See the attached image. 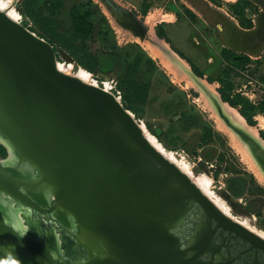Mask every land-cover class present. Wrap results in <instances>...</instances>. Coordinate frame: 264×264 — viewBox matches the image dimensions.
Returning <instances> with one entry per match:
<instances>
[{
    "label": "water",
    "instance_id": "1",
    "mask_svg": "<svg viewBox=\"0 0 264 264\" xmlns=\"http://www.w3.org/2000/svg\"><path fill=\"white\" fill-rule=\"evenodd\" d=\"M231 127L264 168V149ZM0 136L16 156L11 166L0 161V192L43 210L48 191L47 209L76 226L86 251L78 264H196L175 233L189 200L264 245L149 142L112 91L59 69L51 43L1 9ZM26 232L0 212V259L63 264V240Z\"/></svg>",
    "mask_w": 264,
    "mask_h": 264
},
{
    "label": "rangeland",
    "instance_id": "2",
    "mask_svg": "<svg viewBox=\"0 0 264 264\" xmlns=\"http://www.w3.org/2000/svg\"><path fill=\"white\" fill-rule=\"evenodd\" d=\"M8 2L23 25L48 39L59 64L72 65V73L85 69L107 86L167 153L186 161L197 177L210 179L213 196L233 216L264 233V182L209 104L211 91L217 92L264 140V39L233 29L237 19L256 28L264 12L259 0ZM159 39L171 65L181 64L210 94L188 86L186 77L177 81L151 55L148 47L160 45ZM7 154L0 143V157ZM233 170L252 175L238 192H233Z\"/></svg>",
    "mask_w": 264,
    "mask_h": 264
},
{
    "label": "flooded vegetation",
    "instance_id": "3",
    "mask_svg": "<svg viewBox=\"0 0 264 264\" xmlns=\"http://www.w3.org/2000/svg\"><path fill=\"white\" fill-rule=\"evenodd\" d=\"M259 1L264 5V0ZM260 14L262 16H260V20H257L258 24L255 29L251 23L241 26L238 19V22L233 24V29H236L238 33L242 31L255 32L258 37L257 40L262 42L264 39V12ZM246 60L245 62L249 64ZM255 141L261 146L257 140ZM261 148L263 147L261 146ZM205 161L207 160L205 159ZM234 168L236 167L233 166ZM217 169H221V166H218ZM251 172L254 175V172ZM250 180H252L251 174L233 170V192L240 191L249 184ZM44 198V200L39 201L43 210L30 207L29 212H27V218L24 221L26 220L25 222L29 225V232L24 234L32 237L34 235L35 238H41L44 241L53 238L55 243L57 239L60 242L63 240L67 247L69 242H72L75 247L71 251L67 250L66 246L63 249H58L56 244L57 257L62 260L63 264H78L79 261L83 260L86 251L76 242L75 224L72 221L62 222L56 217L54 212L47 209L48 204H50V196L45 194ZM248 203L249 201L244 202L245 205ZM187 205L188 210L183 223L175 227V233L180 237L181 249L185 250L184 258L196 257V264H264L263 244L236 228L232 223L216 218L197 201L189 200ZM234 217L231 216L232 219L240 222L241 219Z\"/></svg>",
    "mask_w": 264,
    "mask_h": 264
},
{
    "label": "bare ground",
    "instance_id": "4",
    "mask_svg": "<svg viewBox=\"0 0 264 264\" xmlns=\"http://www.w3.org/2000/svg\"><path fill=\"white\" fill-rule=\"evenodd\" d=\"M0 9L4 11L7 15L12 17L13 19L20 22L16 9L12 7V5L8 2V0H0ZM158 42L160 45H155V44L149 45L148 49L151 55L157 59H161L162 62H164L165 65L170 69V71L175 75L177 81L181 80V78L186 77V82L188 86L195 87L197 90L201 91L204 95L209 94L207 92V90L209 91L210 89L208 85L201 81H198L199 79L195 80L192 77L188 76V74L185 73V70L182 69L183 67L181 66V64L175 63L171 65V62L169 61L168 58V54L163 49L159 48L161 47V45H165V42L160 39L156 43ZM57 67L62 71L76 75L87 82L98 84L90 78V73L85 69H80L76 73H72L71 70L72 65L64 66L59 64L58 61H57ZM185 68L188 70V72L193 74L191 68L188 65H186ZM103 87L109 90L107 86H103ZM211 92H212L211 94L212 98L214 99L215 102L212 100L209 104L212 110L214 111V113L216 114L217 119H219L221 126L225 127L232 134V136L234 137V141L235 140L237 141V143L236 142L235 143L238 145V148L243 151L245 158L250 162V165L252 166L258 177L264 182L263 166L260 164L259 160L255 156L251 146L243 138H241L239 133L231 127V124L237 128H240L248 136H251L253 139L257 140V142H259V144L263 148H264V140L260 138L258 131L253 126H250L247 123L246 119L235 108L221 101V98L217 92L215 91L214 92L211 91ZM139 125L141 126L143 134L151 144H153L164 156H166L168 159H170L175 164H177L181 168V170L186 172L191 177V179H193L197 183V185L203 190V192H205L215 202V204L219 206V208H221L227 214L233 216L230 213L229 208L226 205H224L223 201H221L220 199H216L213 196V191L210 188V179L203 176L197 177L196 174H194V172L190 168L189 164L186 163V161L182 160L180 162L177 160L174 154L167 153L164 150V148L160 145L156 137L150 135L146 130V128L143 126V124L139 123ZM0 143L3 144L8 150V158L0 157V161L7 166H11L16 161V156L12 151V147L9 144V142L6 139H4L2 136H0ZM47 194L48 196H50V193L48 191ZM29 209H30L29 206H26L20 203L19 201L15 200L11 196H8L0 192V212L3 214L4 218L11 225H13L16 229L20 230L21 232H26L29 230V225L25 222L26 220L24 221V219L27 218L25 215L28 214L27 212H29ZM56 215L57 217L59 216L58 214ZM58 218L62 222H66L65 218L60 216ZM240 222L264 237V233H261L255 230L254 228H252L246 221L240 220Z\"/></svg>",
    "mask_w": 264,
    "mask_h": 264
},
{
    "label": "clouds",
    "instance_id": "5",
    "mask_svg": "<svg viewBox=\"0 0 264 264\" xmlns=\"http://www.w3.org/2000/svg\"><path fill=\"white\" fill-rule=\"evenodd\" d=\"M0 264H21V262L16 258L8 257L6 259H0Z\"/></svg>",
    "mask_w": 264,
    "mask_h": 264
},
{
    "label": "trees",
    "instance_id": "6",
    "mask_svg": "<svg viewBox=\"0 0 264 264\" xmlns=\"http://www.w3.org/2000/svg\"><path fill=\"white\" fill-rule=\"evenodd\" d=\"M48 40V39H47Z\"/></svg>",
    "mask_w": 264,
    "mask_h": 264
}]
</instances>
